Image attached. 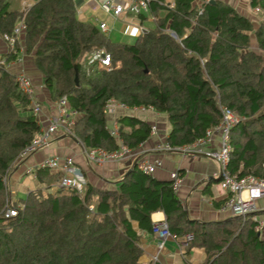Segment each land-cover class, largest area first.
<instances>
[{
  "label": "trees",
  "instance_id": "1",
  "mask_svg": "<svg viewBox=\"0 0 264 264\" xmlns=\"http://www.w3.org/2000/svg\"><path fill=\"white\" fill-rule=\"evenodd\" d=\"M248 1L261 8L254 11L262 16L257 25L224 0H150L154 20L131 44L80 20L73 0H37L23 8L0 0V37L24 24L15 48L20 52L22 44L31 56L52 100L66 96L77 111L72 137L83 148H118L104 111L110 98L130 107L119 109L116 121L118 137L132 149L149 137L151 125L131 108L164 114L166 140L179 146L218 124L219 101L240 117L229 134L227 170L264 178V0ZM138 18L146 20L144 13ZM98 49L110 54V70L89 61ZM16 57L7 51L0 64V264H160L141 261V232H152L150 216L158 210L174 237L191 234L187 247L205 248L201 264H264V236L255 221L191 220L172 181L135 165L116 189L86 181L80 191L52 192L58 173L40 167L46 187L12 201L17 213L4 217L10 197L3 178L40 130L29 97L6 66Z\"/></svg>",
  "mask_w": 264,
  "mask_h": 264
},
{
  "label": "crops",
  "instance_id": "2",
  "mask_svg": "<svg viewBox=\"0 0 264 264\" xmlns=\"http://www.w3.org/2000/svg\"><path fill=\"white\" fill-rule=\"evenodd\" d=\"M37 0H15V3L20 8L29 7ZM102 0H73L77 17L82 21H87L98 27L100 22H104L107 26V31L104 32L109 38L112 35L116 36V32H122L125 42H128V37L137 38L145 21L148 20V14H145L146 20L143 23L139 18L130 14H123L119 17H114L111 14L101 10L99 3ZM122 3L124 0H114ZM231 4L239 13L247 16L252 22L257 25L259 17L250 6L248 0H224ZM153 20H151L152 22ZM118 25L120 27H118ZM142 26V28H141ZM118 27V29H117ZM120 29V31H119ZM122 36V35H121ZM22 46V44H21ZM257 49L256 44L252 46ZM8 50L6 42L0 37V59ZM19 61L12 62L8 66L12 73L23 72L31 78L35 85L36 99L42 105V115L40 119L43 121L42 126L46 124V117L54 114L55 108L49 90L43 84L40 72L32 64L31 56L24 53L23 49L19 53ZM121 111L115 110L113 114H106L107 126L113 128ZM133 115L146 121L149 125H156L157 134L149 135V137L140 142L133 149L134 154L117 161H109L100 165L90 164L86 161L82 146L78 140H74L72 136L57 133L53 136L48 146L37 150L35 153L26 157L23 160H17L13 168L7 176V194L12 201V197L22 192L25 196L28 191L36 188H45L46 184L37 170L40 168V163L48 156H72L75 162L82 168V172L86 181L95 185L100 189H116L117 181L134 166L135 159L139 156H145L151 160L155 158L162 159V166L157 168L151 176L159 180L172 181L171 173L178 172L180 186L173 191L177 194L182 207L187 211L188 217L191 220L199 222H223L227 218L232 217L229 212L223 211L221 206L227 196V192L221 187L219 182V164L210 158L197 156L192 158L184 156L180 152H156L154 145L167 137L169 131V122L166 116L162 113H157L154 110H136ZM79 115L75 117V122ZM37 121L39 117H36ZM38 123V122H37ZM75 125V123H74ZM40 126V125H39ZM41 128V127H40ZM117 142L121 140L115 137ZM218 136L215 135L211 146H216ZM51 171V170H50ZM49 171V172H50ZM51 173H54L51 171ZM58 179V176H57ZM52 183L51 189L56 187V182ZM50 189V190H51ZM24 196V197H25ZM259 205H264L263 200L258 201ZM151 221L165 220V215L158 210L151 213ZM257 220L263 221L264 210L255 213ZM134 227H137L134 222ZM264 226L259 232L264 236ZM158 241L153 232H141V247L143 250L141 261L144 263L159 262L160 264H183L184 261L189 264H201L206 260L207 254L202 246L187 247L185 237H174L173 235L167 238L162 247H158Z\"/></svg>",
  "mask_w": 264,
  "mask_h": 264
},
{
  "label": "built area",
  "instance_id": "3",
  "mask_svg": "<svg viewBox=\"0 0 264 264\" xmlns=\"http://www.w3.org/2000/svg\"><path fill=\"white\" fill-rule=\"evenodd\" d=\"M208 1V0H207ZM150 0H124L119 3L114 0H102L99 6L105 13L111 14L114 17L130 14L138 17L139 14H148V20H154V17L148 11ZM173 6V3L170 4ZM255 12L261 11L259 6L253 8ZM24 28V24L19 23L14 29L12 34H4L1 38L6 42L8 50L16 53V60L7 63L6 66H10L12 62L19 61V53L16 50L15 45L20 43V33ZM98 28L102 32L107 31V26L104 22H100ZM142 28V26H141ZM143 29V28H142ZM174 36V34H172ZM90 62H98L101 67H105L110 70L111 59L110 54L103 49L94 51L90 57ZM2 60L0 59V64ZM15 81L20 90L25 93L31 103L32 112L36 117H39L38 124L40 125L39 133L31 140V142L23 148L19 154V160H23L37 150L49 145L53 136L57 133L64 134L66 136H73V127L75 123V117L77 111L71 108L68 104L66 96L59 97L53 103L55 108L54 114L46 117V124L40 119L42 113V105L36 99L35 85L31 78L23 72L15 73ZM220 112V121L213 128H209L205 131L203 137H200L190 143L182 144L179 146L171 145L166 139L158 141L154 145V151L156 152H180L184 156H190L195 158L197 156H204L215 160L219 166V182L221 187L227 192V196L222 203V210L229 212L232 216L247 217L250 220L255 221V230L260 232L263 229V221L255 218V213L264 210V205H259L258 201H264V178H258L251 174L238 176L231 174L227 170V164L231 155V143L229 140L231 128L240 120L238 114L228 108L226 105L217 102ZM123 109L128 110L130 107L122 102L116 101L114 98H110L105 105V113L113 114L115 110ZM133 111L136 110H153L151 106L147 107H133ZM117 122H114L113 128L110 129L112 136L118 137ZM158 130L156 125L151 126L150 135L157 134ZM218 136L216 146H211L214 136ZM141 144V143H140ZM82 153L86 161L90 164L100 165L109 161L121 160L125 157L134 154L132 148L119 140L118 148L115 150H105L99 147L83 148ZM140 171L146 174H152L157 168L162 166V159L155 158L153 160L139 156L135 159L134 164ZM41 167L48 168L49 170L58 173L57 186L58 187H70L78 191L82 189L86 183L85 176L82 172V168L75 162L72 156H48L41 163ZM173 179L172 188L177 190L180 186V179L178 172L171 173ZM17 213V208L13 206L12 200H8L7 206L4 210V217H11ZM152 232L157 238L158 247L161 248L164 241L172 236L169 231V226L166 220H159L153 222ZM191 234L185 236L186 242L192 239Z\"/></svg>",
  "mask_w": 264,
  "mask_h": 264
},
{
  "label": "rangeland",
  "instance_id": "4",
  "mask_svg": "<svg viewBox=\"0 0 264 264\" xmlns=\"http://www.w3.org/2000/svg\"><path fill=\"white\" fill-rule=\"evenodd\" d=\"M259 20H262V18L261 17H259L258 18ZM145 23V25L146 26H149V24H151L152 22L151 21H145L144 22ZM118 27H120L119 25H118ZM118 27H117V29H118ZM119 31H120V29H119ZM122 35V36H121ZM110 39L112 40V41H121V42H125L126 40L124 39V37H123V34H122V32H116V36L115 35H111L110 36ZM128 42L127 43H134L135 42V38L134 37H128ZM108 117V116H107ZM108 120V119H107ZM13 166H14V164H13ZM13 166H11V168L9 169V171H8V173L10 172V170L13 168ZM3 182H4V184H5V187H7V175L3 178ZM57 188H59L58 186H57V183H56V187H54L53 189H51V192L52 191H55V190H57ZM44 194H46V192L44 191ZM24 196H25V193L24 192H22L21 194H18V195H15V196H13L12 198L14 199V200H21V199H24ZM264 232H262V234H263ZM260 235H261V233H260ZM261 236H263V235H261Z\"/></svg>",
  "mask_w": 264,
  "mask_h": 264
},
{
  "label": "water",
  "instance_id": "5",
  "mask_svg": "<svg viewBox=\"0 0 264 264\" xmlns=\"http://www.w3.org/2000/svg\"><path fill=\"white\" fill-rule=\"evenodd\" d=\"M212 2L214 1V0H211Z\"/></svg>",
  "mask_w": 264,
  "mask_h": 264
}]
</instances>
